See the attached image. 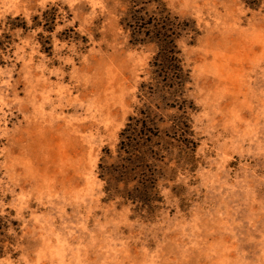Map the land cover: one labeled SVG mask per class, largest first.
<instances>
[{"label": "rangeland", "instance_id": "1", "mask_svg": "<svg viewBox=\"0 0 264 264\" xmlns=\"http://www.w3.org/2000/svg\"><path fill=\"white\" fill-rule=\"evenodd\" d=\"M144 1L0 0V264H264V3L163 0L196 30L171 96Z\"/></svg>", "mask_w": 264, "mask_h": 264}, {"label": "trees", "instance_id": "2", "mask_svg": "<svg viewBox=\"0 0 264 264\" xmlns=\"http://www.w3.org/2000/svg\"><path fill=\"white\" fill-rule=\"evenodd\" d=\"M241 1L253 9L259 8L264 3V0ZM143 3L146 6L151 5L148 15L149 26L146 31H144L146 27L144 29L140 26H138L137 29L133 27L130 43L141 44L146 40V42H153L157 45L158 50L150 62L152 73L163 84L164 93L171 96H180L183 94V88L189 80V76L187 70L184 69L182 64L180 51L176 45L175 38L179 35L180 31L187 30L196 33V30L188 21L177 22V16L171 14L163 0H147ZM58 14L57 8L44 10L42 14H37L33 17V26L42 25L44 31L52 32L56 25L55 21ZM14 20L17 21H12L7 24L8 29H27L26 21L22 17H15ZM138 20H141V17H138ZM138 34H144L146 39L142 41L143 39H140ZM39 35L44 39L41 41L43 49L48 51L51 48L49 39L43 37L42 33H39ZM4 36V41L0 39L1 50H6L12 40L11 36H8L7 34ZM46 44H48V46ZM132 118L134 119V117ZM137 121L139 122V119H137ZM144 131L145 129H143V133H141V129L136 130L133 125L128 123L121 133V144L125 143L126 146H130L131 149L129 150H132L133 147H139L143 150L139 151L138 149V154L127 151L129 159L127 161L132 164L131 166L133 168L137 166L138 163L143 164L146 161V158H144L146 156L145 149L149 150L151 147L149 143L154 142V138L158 136L157 133H153L152 131H147L150 134L145 133ZM127 132H129L128 142L125 140L126 134H128Z\"/></svg>", "mask_w": 264, "mask_h": 264}]
</instances>
